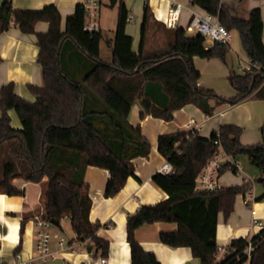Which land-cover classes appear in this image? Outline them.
Masks as SVG:
<instances>
[{
  "label": "trees",
  "instance_id": "16d2710c",
  "mask_svg": "<svg viewBox=\"0 0 264 264\" xmlns=\"http://www.w3.org/2000/svg\"><path fill=\"white\" fill-rule=\"evenodd\" d=\"M191 4L217 17L230 31L239 30L243 48L254 67L248 72L231 74L230 82L236 89L232 97L199 86L200 72L193 62L195 56L225 60L229 44L217 42L208 48L201 33L168 27L155 19L148 0L138 50L133 48V37L126 31L130 9L125 0H118L111 62L101 58V29L90 32L84 28L87 10L84 3L76 5L62 31L61 14L55 4L42 9H17L12 0H4L0 5V32L14 24L22 32L36 35L43 84L28 85L35 100L20 96L14 82L0 86V193L22 194L21 187L14 182L16 178L41 182L43 211L39 217L54 220L58 226L68 217L78 240L90 239L106 253L109 242L98 235L101 222L90 219L92 199L84 175L89 165L109 170L107 197L119 193L130 176L137 177L133 159L148 156L152 142L142 133L140 125L129 121L135 100L143 109L141 117L151 114L171 121L175 111L188 104L212 115L215 107L211 99L234 105L254 92L264 99L260 7L252 8L247 17H240L223 0H191ZM40 21L49 23L47 31L36 30ZM151 31L153 43L159 33L168 36L163 48L146 49ZM69 44L72 59L84 65L80 75L72 72L64 59ZM11 109L19 116L20 127L12 125ZM188 133L189 129H176L158 138V151L173 170L157 171L152 179L168 197L144 204L128 216L132 264H162L136 238L139 227L155 222L179 225L177 229L160 232L161 242L171 247H189L201 264H264V229L250 240L233 239L226 245L227 252L218 258L219 213L229 219L237 195L245 192L250 183L223 186L215 192L195 190L198 174L220 145L235 157L247 155L259 169V176H264V123L262 141L247 145L241 142L243 127L234 123L220 125L209 137L196 132L190 139ZM24 225L25 221L22 230ZM250 242L254 249L247 256L245 250Z\"/></svg>",
  "mask_w": 264,
  "mask_h": 264
},
{
  "label": "crops",
  "instance_id": "0c3cea01",
  "mask_svg": "<svg viewBox=\"0 0 264 264\" xmlns=\"http://www.w3.org/2000/svg\"><path fill=\"white\" fill-rule=\"evenodd\" d=\"M4 0H0V5ZM85 0H12L13 6L17 9H42L48 4H55L61 14V30L66 29L67 17L74 13L76 5L84 3ZM185 4L181 17L174 27H183L188 33H196L188 30V24L194 10L205 11L199 5L191 4V0H180ZM228 4L233 13L240 17H247L250 10L260 7L263 19V41H264V0H223ZM130 9V20L126 31L133 37V48L138 50L141 39V24L144 17L145 0L133 1L125 0ZM149 8L157 21L165 24L164 18L172 5L171 0H148ZM114 10L103 11L102 7L99 14V25L103 34L100 44L101 56L103 44L107 46V53L111 54L113 59V38L114 28L118 18V1L112 7ZM111 12V19L105 20V13ZM36 25L37 31H47L49 23L40 21ZM169 27V26H168ZM110 30L112 33H105L104 30ZM150 41L146 45L148 51H155L163 48L168 39L163 33H159L156 42L153 41L152 31L150 32ZM231 41L228 43L230 48L226 54L225 60L219 58L205 59L195 56L193 59L195 68L200 72L198 85L205 88H211L222 96H233L236 89L230 82L232 73H244V68L248 65L247 56L239 30H231ZM34 33H24L16 25L12 24L7 30L0 32V86L9 82H14L15 91L22 97L35 100V95L30 91L28 85H42L43 73L42 67L38 62L39 46ZM71 44L66 47L64 59L68 68L77 75L82 74L84 65L77 60H73ZM230 84V86H229ZM215 107L212 115L199 109L193 104L185 105L174 113V118L167 121L163 118L154 117L151 114L140 116L143 110L138 100H135L129 121L132 125H140L142 133L148 137L151 143V151L148 156H138L133 159L135 164V176L127 179L125 186L115 196H105L106 184L110 178V172L107 169L98 166L89 165L86 168L84 179L89 184L92 206L90 211L91 221L101 222L98 235L109 242L106 253L98 248L90 239L85 241L78 240L74 230L67 228L64 224V217L58 225H52L51 248L58 251L56 258L47 260L34 259L37 255L36 244L38 235L37 219L43 211L41 194L42 183L25 181L21 178L14 180L15 184L22 189V194L8 195L0 193V264H19L16 260V254L21 253L24 259H33L30 264H81L84 261H94L99 257H106L107 264H132L131 248L127 239V219L140 206L144 204H153L168 197V194L160 188L152 179L155 172L169 163L167 159L158 151V138L165 132L176 129H186V122L194 118L202 124L198 132L200 136L209 137L214 130L225 123H231L228 116L230 111H234L233 116L237 118V109L243 107L246 112V119H233L234 124L243 127L241 142L243 144H253L262 141L261 127L264 123V99L256 96V93L250 95L237 104L228 102L217 103L215 99L210 100ZM12 118V125L21 126L20 118L14 109L9 111ZM1 116V111H0ZM243 124V125H240ZM239 161V156L236 157ZM1 153H0V175H1ZM241 162V161H240ZM243 166V165H242ZM244 170V168H243ZM224 171L221 175V181L224 186L225 181L229 185L242 184L239 180H232ZM245 172V171H244ZM238 175V174H237ZM257 200L252 208L245 205L242 200V194H238L235 201L234 211L229 219H225L222 212L219 213L216 240L219 245L226 246L239 237H246L249 240L256 235L260 228L251 226L253 217L264 221V183L262 188L256 190ZM254 209V212H252ZM69 219V218H68ZM70 220V219H69ZM25 221L22 230V222ZM71 224V222H70ZM176 223L155 222L145 224L136 230V238L142 246L153 251L162 264H201L200 258L195 257L191 249L187 246L171 247L161 242L160 232L177 229ZM63 241V244H60ZM68 246H71L68 248Z\"/></svg>",
  "mask_w": 264,
  "mask_h": 264
},
{
  "label": "built area",
  "instance_id": "2783aa9c",
  "mask_svg": "<svg viewBox=\"0 0 264 264\" xmlns=\"http://www.w3.org/2000/svg\"><path fill=\"white\" fill-rule=\"evenodd\" d=\"M172 5L164 18V22L167 26L172 27L179 21L182 11L185 8V4L180 0H171ZM84 5L86 10V21L84 28L90 32H95L100 30L99 25V10L101 7V0H85ZM188 30L201 33L206 39L207 47H213L217 42L229 43L231 41L232 35L231 31L219 21V19L206 11L194 10L188 24ZM254 67L253 63L249 59L248 65L244 68V72L251 71ZM202 124L199 123L194 118H191L186 122L185 127L189 129L188 137L191 139L194 133L201 130ZM223 169L226 171H232L236 175L242 176L243 182L250 183L245 192H242L243 203L252 208L253 203L257 200L255 193V182L253 178L246 176L242 163L233 155L227 153L224 148L220 145L218 151H216L212 157L208 159L201 172L196 178L195 190L215 192L220 190L224 185L221 181V175ZM173 170L170 163L165 164L160 172L167 173ZM254 212V209H252ZM37 226L39 228L37 235L36 252L37 255L34 259L47 260L51 258H56L58 256V251H53L51 248V238L52 233L50 227L53 225L52 221L40 218L37 219ZM251 226H258L260 230L264 229V221L253 217ZM63 244V241H60ZM71 246H68V248ZM254 245L252 242L247 246L245 252L247 256H250ZM227 252L226 246L218 247V258H221L224 253ZM16 260L19 264H30L33 259H24L21 253L16 254ZM108 260L106 257L102 256L94 261H84L81 264H107Z\"/></svg>",
  "mask_w": 264,
  "mask_h": 264
},
{
  "label": "rangeland",
  "instance_id": "374dc122",
  "mask_svg": "<svg viewBox=\"0 0 264 264\" xmlns=\"http://www.w3.org/2000/svg\"><path fill=\"white\" fill-rule=\"evenodd\" d=\"M133 1H136V0H133ZM138 1H142V0H138ZM101 7H102L103 11H105V12H107L108 10H114L113 12H116V10H117L116 8L112 9V7H114V6H111L110 0H101ZM101 7H100V9H101ZM99 14H100V12H99ZM109 14L110 15H108V20H107L106 19L107 15L105 13V20L108 21V22L111 21V20L109 21V18L111 19V12ZM115 28H116V25H115ZM115 28H114V30H115ZM114 30H113V32H114ZM104 32L105 33H112L110 30H107V29L104 30ZM102 51L103 52H102L101 58L104 61L111 62L112 61L111 54L107 53V46L105 44H103ZM229 86H230V84H229ZM229 97H232V96H229ZM236 112H237L236 113L237 114V118L235 116H233V114L235 113L233 110L230 111V113H228V116H229V119H230L228 121H230L231 123H235L233 119H241L243 121H244V119H246V112H245V109L243 107H239V109H237ZM240 125H243V124H240ZM239 159H240V161H241V163L243 165V168H244L246 176L249 177V178H253V180L255 182L256 190L259 189V188H262L263 183L257 182V178H258V176L260 174L259 169L249 161L247 155L241 154V155H239ZM226 175H228L229 178L234 180V181L235 180H239V181L243 182V179H244L242 176L236 175V173H234L232 171H228V170L226 172ZM228 181H225V184L227 186H229V184H228L229 182ZM261 199H263V198H261ZM64 221H65L64 224L66 225V230H67V228L71 229V224H70L71 221L68 218L64 219Z\"/></svg>",
  "mask_w": 264,
  "mask_h": 264
},
{
  "label": "water",
  "instance_id": "95a60500",
  "mask_svg": "<svg viewBox=\"0 0 264 264\" xmlns=\"http://www.w3.org/2000/svg\"><path fill=\"white\" fill-rule=\"evenodd\" d=\"M117 1L118 0H110L111 6H115L117 4ZM257 182H260V183L264 182V176H259L257 178ZM51 221L53 224L57 225V223L54 220H51Z\"/></svg>",
  "mask_w": 264,
  "mask_h": 264
}]
</instances>
